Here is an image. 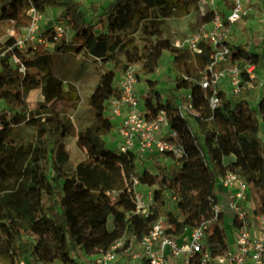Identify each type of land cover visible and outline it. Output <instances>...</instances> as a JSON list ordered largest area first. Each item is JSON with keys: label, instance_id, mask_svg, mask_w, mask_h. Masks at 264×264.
<instances>
[{"label": "trees", "instance_id": "obj_1", "mask_svg": "<svg viewBox=\"0 0 264 264\" xmlns=\"http://www.w3.org/2000/svg\"><path fill=\"white\" fill-rule=\"evenodd\" d=\"M197 2L109 0L93 9L94 17L87 19L80 3L74 0H0V21L11 23L17 31L28 24L26 10L30 3L42 13L46 7H62L60 16L73 31L72 38L67 40L64 36L55 37L49 26L44 27L39 32L44 43L35 42L34 47L28 45L22 50L11 37L0 43V100L10 111L8 117H0V172L15 159L12 147H5L10 127L21 123L35 127L38 123V109H31L26 100L28 92L43 85L58 88L61 82L51 70L54 53L76 49L77 44L83 45L87 54L103 62L110 61L116 69L119 68L116 51L124 49L128 60L140 63L138 78L139 74L146 77L152 74L163 54L169 53L176 70L173 86L164 94L156 81L145 78L149 85L145 106L151 112L159 107L166 110L169 127L183 149L178 159L161 153L175 165L167 169L155 161L156 172L152 173L146 167L137 171L138 158L133 153L117 154L108 148L103 135L113 125L106 109L120 91L114 84L115 69L102 72L87 99L93 121L77 132L76 143L85 151L87 163L73 169L67 161L62 140L71 131L68 117L59 113L47 115L41 123L43 127H37L19 170L18 183L0 193V234L11 261L13 257H26L33 262L77 264L74 256L104 251L123 233L138 240L158 216L163 218L166 233L181 235L210 217L218 201L217 177L226 171L234 172L248 185L251 208L246 217L250 219L262 210L264 151L258 139L261 106L250 104L247 99L250 91L235 95L221 91L219 105L212 117L207 118L211 90L202 89L197 81L210 62V46L202 45L201 53L190 54L174 47L154 25L159 18L188 15ZM200 19L202 23L208 22L211 13L201 15ZM136 28H141L149 39L143 53L132 59L124 48L127 45L124 36ZM47 45H52L53 52ZM11 53L17 54L23 63V74L9 65L7 58ZM240 60L254 63L258 73L264 72L263 52L248 50L247 43L232 45L226 63ZM187 92L199 114L181 118L177 107L186 101ZM122 173L126 176L135 173L143 184L156 186L151 216L125 219V212L133 208V203L121 190ZM109 217L111 228L107 226ZM224 220L221 213L219 223L212 224L208 231V242L215 253L225 251L229 243ZM237 224L234 219L233 226Z\"/></svg>", "mask_w": 264, "mask_h": 264}, {"label": "built area", "instance_id": "obj_2", "mask_svg": "<svg viewBox=\"0 0 264 264\" xmlns=\"http://www.w3.org/2000/svg\"><path fill=\"white\" fill-rule=\"evenodd\" d=\"M255 4L256 0H198L201 15L210 12L211 19L196 32L176 39L172 44L192 54L201 53L202 45L210 46V62L197 81L202 89L211 90L206 108L207 118L212 117L220 103L222 81L229 82L228 94L232 95L257 89L255 105L262 108L258 139L264 151V79L257 72L256 65L250 61L242 63L240 60L228 66L223 65L231 52L230 36L233 28L256 12ZM26 15L28 24L19 31L12 27L8 33V37L13 38V43L20 50L28 45L34 47L35 42L44 43L39 36L44 14L30 3ZM261 15L259 33L255 38L257 41L248 45V50L262 51L264 54V6ZM47 26L53 30L55 37L64 36L69 28L63 18ZM7 59L13 69L20 74L24 73V65L17 54L11 53ZM136 68L135 65L128 66L120 75L115 76L114 84L120 95L111 99L107 105V116L111 121L116 120L114 151L117 154L131 152L137 158L166 152L178 159L183 155V149L176 140L175 132L169 127L167 112L162 107L151 112L145 106L149 91L141 93L138 90ZM177 111L181 118L199 114L191 102L189 92L186 93V101L179 103ZM9 115L10 111L4 105L0 107V117ZM122 176L121 190L128 194L133 203V208L125 212V219L132 221L151 216L154 207L153 189L156 186L143 184L135 173L128 176L122 173ZM216 183L222 192L218 189L216 191L218 201L213 205L210 217L187 232L181 235L166 233L163 218L158 216L152 219L149 229L138 240L134 236L128 238L123 233L106 250L91 255H77L73 259L77 264H264V207L248 219L247 212L251 208L247 199L248 185L231 171L218 176ZM171 198L176 199L174 196ZM226 208L233 214L232 226L234 219L238 224L233 226L235 235L232 244L229 242L225 251L215 253L208 242V231L212 224L219 223V215ZM11 264L62 263L33 262L26 257H13Z\"/></svg>", "mask_w": 264, "mask_h": 264}, {"label": "rangeland", "instance_id": "obj_3", "mask_svg": "<svg viewBox=\"0 0 264 264\" xmlns=\"http://www.w3.org/2000/svg\"><path fill=\"white\" fill-rule=\"evenodd\" d=\"M80 3V9L85 14L87 19L93 18V9L101 7L109 0H74ZM264 6V0H256L255 9L249 18L238 22L232 30L230 41L231 45L245 44L252 45L257 40V35L260 29V18L262 17V7ZM62 7H46L44 19L41 23V29L46 27L50 22L61 19L60 16ZM201 13L199 7H195L188 15L178 18H159L154 21V25L161 33L162 37L170 39L174 42L176 39H182L184 36L194 33L202 26ZM12 28L11 23L6 21H0V43L4 42L8 37L9 30ZM73 36V31L68 28L64 33V37L70 40ZM36 37L34 38V40ZM149 39L148 34L144 33L141 28L129 30L125 33L124 43L127 45L124 47L131 53V58L138 57L143 53L145 41ZM27 46V45H26ZM47 49L53 52L52 45H47ZM190 53V52H189ZM192 54V53H190ZM116 59L118 61V69H116L110 61L103 62L102 60L95 58L87 54L83 45H78L76 49L67 50L65 52L54 53L52 59V73L60 80L61 85L56 87L40 86L37 89L31 91L27 96V103L31 109H38L36 114L38 123L35 127H31L24 123L10 127L5 147L11 146L12 151H15V159L13 164L5 167L0 172V193L8 191L18 183V173L25 160V156L31 147V142L35 138V132L37 127L41 128V124L44 117L53 113H59L68 117L71 131L70 134L62 140L64 150L68 155V163L73 169L78 164H85L88 161L86 153L81 149L77 141V132L79 129L88 126L93 121V116L88 108L87 99L92 92L95 84L98 81L100 74L104 71L115 69L116 76L120 75L124 69L128 66H137L136 72L139 71L140 63L130 61L124 54V49H118L116 51ZM126 65V67L124 66ZM225 66H228L226 63ZM138 90L149 91V85L145 78H150L157 82V88L164 94L167 89L173 86V79L176 75L174 64L172 63L169 53H164L157 69L147 77L139 74ZM264 79V72L261 74ZM70 87L72 89H70ZM221 89L225 94L229 92V82L224 80L220 84ZM247 99L250 104L255 105L257 99V89H253L249 92ZM3 101L0 100V107H2ZM107 112V109H106ZM111 131L103 135L105 145L108 148L115 149V125L116 120L112 121ZM157 161L167 169L174 167V162L170 158L163 157L161 154H148L141 158H138L137 171L140 172L144 167L149 169L152 173L156 172L154 162ZM251 205V204H250ZM173 205L170 203L169 207ZM225 220L223 227L225 226L230 244L233 242L235 235L234 228L232 226L233 214L227 208L224 212ZM108 228H111V217L108 218ZM0 264H11V260L6 255L3 248L2 236L0 234Z\"/></svg>", "mask_w": 264, "mask_h": 264}, {"label": "crops", "instance_id": "obj_4", "mask_svg": "<svg viewBox=\"0 0 264 264\" xmlns=\"http://www.w3.org/2000/svg\"><path fill=\"white\" fill-rule=\"evenodd\" d=\"M224 212H225V210H224Z\"/></svg>", "mask_w": 264, "mask_h": 264}]
</instances>
